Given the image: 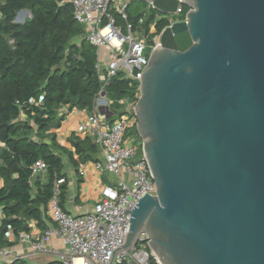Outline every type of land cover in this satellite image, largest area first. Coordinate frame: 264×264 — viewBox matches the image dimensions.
<instances>
[{
    "label": "water",
    "instance_id": "95a60500",
    "mask_svg": "<svg viewBox=\"0 0 264 264\" xmlns=\"http://www.w3.org/2000/svg\"><path fill=\"white\" fill-rule=\"evenodd\" d=\"M144 1L190 10L142 71L134 112L158 191L124 210L114 252L146 233L161 264H264V0Z\"/></svg>",
    "mask_w": 264,
    "mask_h": 264
},
{
    "label": "trees",
    "instance_id": "16d2710c",
    "mask_svg": "<svg viewBox=\"0 0 264 264\" xmlns=\"http://www.w3.org/2000/svg\"><path fill=\"white\" fill-rule=\"evenodd\" d=\"M189 9L184 4L180 18ZM24 10H30L32 17L17 22V15ZM140 18L130 14L136 25ZM155 20L153 13L144 23L146 28ZM169 24L170 18L162 16L156 29L161 32ZM84 33L85 27L74 18L73 6L62 4V0H0V140L5 144L0 149V248L15 244L10 233L16 239L21 232L31 231V220H41L56 178L65 179L60 185L64 208L67 175L63 173L64 159L54 149L63 153L67 149L58 145L56 138L48 142L47 137L51 128L61 126L66 115L61 114L62 109L92 110L100 90L96 48L84 38L76 41ZM107 93L119 100L138 101L140 89L137 82L119 74ZM73 144L75 153L67 154L78 170L81 163L99 160L94 155L100 148L91 137H75ZM39 159L49 165L44 185L32 182L31 166ZM152 264L157 263L154 260Z\"/></svg>",
    "mask_w": 264,
    "mask_h": 264
},
{
    "label": "built area",
    "instance_id": "2783aa9c",
    "mask_svg": "<svg viewBox=\"0 0 264 264\" xmlns=\"http://www.w3.org/2000/svg\"><path fill=\"white\" fill-rule=\"evenodd\" d=\"M90 1L62 0V4L73 6L75 20L85 27L83 38L96 48V70L101 82L93 109L82 120L77 133L79 137H91L99 146L103 159L94 162L95 166L101 173L112 174L114 182L102 187L92 210L73 214L60 204V185L65 179L56 178L50 199L54 225L39 234L30 231L19 234L22 242L31 244L32 252L28 255L14 254L9 247L0 248V260L7 264H19L26 256L36 257L47 252L57 256L52 264H152L154 260L161 264L150 248L146 233L141 235L134 251L114 252L125 243L130 230L131 214L124 210H133L146 192L157 195L158 188L143 153L142 141L125 143L127 130L137 126L134 112L137 101L120 99L123 112L112 120L117 115L111 110L107 87L119 74L140 86L142 71L160 43L164 29L158 32L156 24L162 16L156 15V20L146 28L148 32L136 34L141 21H145L140 18L136 25L130 20L131 0H105L103 4V0H96L98 4H90ZM187 12L184 18L170 19L168 26L185 21ZM174 14H184V4H179ZM152 33L149 46L146 40ZM147 47L152 49L149 55L145 53ZM102 108L108 109L111 115L102 112ZM3 147L5 144L0 140V149ZM48 168V163L39 159L31 166L32 176L44 174ZM80 174H86L85 163L80 164ZM52 238H58L64 250L49 249Z\"/></svg>",
    "mask_w": 264,
    "mask_h": 264
},
{
    "label": "crops",
    "instance_id": "0c3cea01",
    "mask_svg": "<svg viewBox=\"0 0 264 264\" xmlns=\"http://www.w3.org/2000/svg\"><path fill=\"white\" fill-rule=\"evenodd\" d=\"M26 11V10H25ZM83 37H80V40ZM78 40V41H80ZM77 41V40H76ZM91 110H80L76 109L74 112H69L67 108L61 110V114L66 113L60 127H54L49 130V137H47L48 142H52L53 138H56L58 145L67 149L66 153L61 152L60 149H54L56 152L61 153L64 159V170L63 173L67 175V193L64 198V208L66 211L73 214H82L87 211L92 210L96 202L99 200L101 195L102 187L105 184L114 182V177L109 173H101L97 170L95 163L96 161H88L85 163L86 174H80L79 170L70 161L69 155L67 153L74 152L75 147L73 144V139L79 137L78 129L82 120ZM75 158L79 159L77 154H74ZM99 160L103 159L101 150L94 155ZM49 178L48 171L44 174L38 176H32V182L35 185L37 182H41L42 185L47 183ZM107 181H109L107 183ZM1 183V182H0ZM38 191V187L35 186V193ZM50 201L47 204L46 213L42 216L41 220L38 219L31 220V233L39 234L46 229L54 225L53 219L51 217ZM2 221V209L0 207V226ZM9 239L11 241L16 240L15 244L10 246L14 254L28 255L32 252L31 244L29 242H22L19 237L15 239V236L10 233ZM49 249H59L64 250L63 243L58 238H52L47 246ZM56 254L50 252L42 253L36 257H27L20 261L19 264H52L56 260ZM1 262V260H0Z\"/></svg>",
    "mask_w": 264,
    "mask_h": 264
},
{
    "label": "rangeland",
    "instance_id": "374dc122",
    "mask_svg": "<svg viewBox=\"0 0 264 264\" xmlns=\"http://www.w3.org/2000/svg\"><path fill=\"white\" fill-rule=\"evenodd\" d=\"M129 12H130V14L132 15L133 18L137 17V16H140L141 18L144 19V21H146L147 18H149L153 13H155L157 16H167L170 19H177V18H180V16H181V15L179 16V15L174 14V13L173 14L163 13V12L159 11L158 9L153 8L151 3H148V2H146L144 0H131ZM29 18H31V11L30 10H28V11L24 10L23 12H21L20 14L17 15L16 21L23 23L25 20H27ZM144 23L145 22L141 21L139 29H138V31H136V34L148 32V30L146 29V26H145ZM153 35H154L153 33L150 34L149 37L146 40V42H147V44L149 46L151 44V39L150 38H153ZM76 40L77 41L80 40V37L76 38ZM151 50H152L151 47H147V49L145 50V53L147 55H149ZM108 99L110 100L111 105H112L111 110L113 112H115L116 115H117V116H113L111 118L112 120H114V119H116V117H118L120 115V112H121V110H123V107L119 104V98L117 96L111 95L109 93L108 94ZM141 141L142 140H141V138H140V136L138 134L137 129L129 128L127 130L125 143L133 144V143L141 142ZM108 182L109 181H107V183Z\"/></svg>",
    "mask_w": 264,
    "mask_h": 264
}]
</instances>
